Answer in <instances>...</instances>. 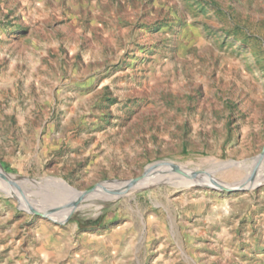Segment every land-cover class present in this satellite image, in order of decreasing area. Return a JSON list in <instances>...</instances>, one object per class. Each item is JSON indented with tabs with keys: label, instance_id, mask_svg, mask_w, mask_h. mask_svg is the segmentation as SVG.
I'll use <instances>...</instances> for the list:
<instances>
[{
	"label": "rangeland",
	"instance_id": "obj_1",
	"mask_svg": "<svg viewBox=\"0 0 264 264\" xmlns=\"http://www.w3.org/2000/svg\"><path fill=\"white\" fill-rule=\"evenodd\" d=\"M263 150L264 0H0V264H264L262 184L159 183L66 219L54 184L164 163L233 186Z\"/></svg>",
	"mask_w": 264,
	"mask_h": 264
},
{
	"label": "bare ground",
	"instance_id": "obj_2",
	"mask_svg": "<svg viewBox=\"0 0 264 264\" xmlns=\"http://www.w3.org/2000/svg\"><path fill=\"white\" fill-rule=\"evenodd\" d=\"M212 165H216L217 167L220 168H226L233 165H237L239 167L247 166L246 163L233 164L232 162L225 163V162H216V161H213ZM178 169L183 171L186 168L184 166H179ZM248 169L250 170L248 175L243 180H241L237 184H234L233 186L224 185L221 182L218 183L216 182V184H214V182H212L207 177H201V176H200L201 177L200 181H198V179H192V177L185 176L176 170L169 171L168 169H166L164 163L163 164L158 163L150 166L146 170L145 175L143 177L140 176V178L138 179L126 181V182H112L109 184L103 183L100 184L97 188H95V190L89 193L78 192L75 189L70 188L61 179H55L54 184H56L57 187L60 186L63 190H65V192L64 191L61 192L66 195V200L62 202V204L59 205L58 207L62 208V210H65V212L63 211L64 213L61 219H66L70 213L75 212L78 208H80L79 204L82 202H89L90 204H95L98 212H100L103 208L115 204L116 202L120 201L130 193L146 190L147 188L159 183H173L185 187L194 184H200L201 186L215 185L218 187H225V188L229 187L233 189H242V188L254 189L258 187L257 185L264 183V158L260 163H257V161L252 162L249 165ZM162 171H166V172L162 173ZM254 171H255L254 179L251 181ZM169 173L170 175H165ZM0 176L3 178V180L0 181L5 182V184L2 183L3 185H1L0 182V186H2V189L5 192L9 193L8 184L6 183L8 181L14 182L16 178L6 176V174L4 173L1 167H0ZM4 176H6L7 179H4ZM26 209L29 211L33 209L35 211L42 212V209L39 208V206L37 207L32 204H28ZM47 213L48 215L51 216L52 214L56 213V210L54 208L51 211H48Z\"/></svg>",
	"mask_w": 264,
	"mask_h": 264
},
{
	"label": "water",
	"instance_id": "obj_3",
	"mask_svg": "<svg viewBox=\"0 0 264 264\" xmlns=\"http://www.w3.org/2000/svg\"><path fill=\"white\" fill-rule=\"evenodd\" d=\"M263 158H264V150H263V152H262V154L260 155V156H258L254 161H257V163H260L262 160H263ZM253 161V162H254ZM0 167L2 168V170H3V167H2V164H0ZM5 173V172H4ZM6 174V176H9V177H14V176H11V175H9V174H7V173H5ZM254 174H255V171H254V173H253V176H252V179H251V181L254 179ZM145 175V174H144ZM143 175V176H144ZM6 176H4V178L5 179H7L6 178ZM143 176H141V177H143ZM14 178H16V177H14ZM140 178V177H139ZM138 179V178H137ZM135 180V179H134ZM262 185H264V183L262 184ZM262 185H260V186H262ZM260 186H258V187H260ZM257 187V188H258ZM224 190H227V191H245V190H247V189H233V188H225V187H222ZM93 190H95V189H93ZM93 190H91V191H89V192H92ZM89 192H87V193H89ZM30 212H32V213H37V211H35V210H31Z\"/></svg>",
	"mask_w": 264,
	"mask_h": 264
},
{
	"label": "trees",
	"instance_id": "obj_4",
	"mask_svg": "<svg viewBox=\"0 0 264 264\" xmlns=\"http://www.w3.org/2000/svg\"><path fill=\"white\" fill-rule=\"evenodd\" d=\"M2 166L5 168V165L2 164Z\"/></svg>",
	"mask_w": 264,
	"mask_h": 264
}]
</instances>
